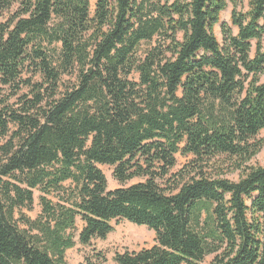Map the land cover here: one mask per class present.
<instances>
[{"label":"trees","instance_id":"16d2710c","mask_svg":"<svg viewBox=\"0 0 264 264\" xmlns=\"http://www.w3.org/2000/svg\"><path fill=\"white\" fill-rule=\"evenodd\" d=\"M263 75L264 0H0V264H264Z\"/></svg>","mask_w":264,"mask_h":264},{"label":"rangeland","instance_id":"374dc122","mask_svg":"<svg viewBox=\"0 0 264 264\" xmlns=\"http://www.w3.org/2000/svg\"><path fill=\"white\" fill-rule=\"evenodd\" d=\"M95 0H90L91 10L94 9ZM230 7L221 13V22L229 23ZM236 33V28H232ZM214 33L222 43V33L220 30V24L214 27ZM136 77V74L133 76ZM264 81V75L261 77ZM260 137H264V128L260 132ZM177 166L175 169H179L186 163L187 158L177 155ZM253 164L264 163V147L253 158ZM106 176L107 186L109 189H113L119 186V183L112 177V168L105 165L98 166ZM231 178L236 179L237 173L229 174ZM137 180H133L130 183H134ZM39 211L37 204V193H35V206L33 211L27 214L34 216ZM81 227V223L78 222V229ZM75 245L68 249L65 253V260L67 264H87L88 260L94 262V255L96 252H102L105 255L106 261L103 264H117L114 261V256L117 253L137 251L142 248H149L155 243L154 231L144 225H137L126 220L117 222L113 230L107 235L105 239H93L89 245H81L78 239L75 238Z\"/></svg>","mask_w":264,"mask_h":264}]
</instances>
